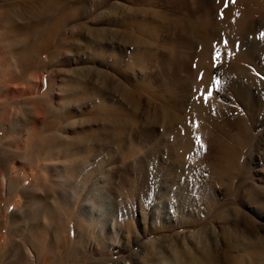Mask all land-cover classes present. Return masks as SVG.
<instances>
[{"label": "rangeland", "instance_id": "374dc122", "mask_svg": "<svg viewBox=\"0 0 264 264\" xmlns=\"http://www.w3.org/2000/svg\"><path fill=\"white\" fill-rule=\"evenodd\" d=\"M190 1L106 0L94 14L82 12L69 22L62 42L52 48L56 60L47 61L43 69L44 91L50 87L46 110L51 104L60 107L56 113L59 118H46L33 135L30 129L26 130L30 125L21 124L22 128L21 121L15 115L9 116L0 100V140L7 143V150L25 156L13 159L24 168L22 173L14 169L12 173V193H19H0V225L30 203L42 199L50 203L53 197L64 195L70 198L59 206L58 227L74 239L49 242L57 264H205L207 254L215 255L218 264H231L228 255L234 253L246 255L244 261L264 264V48L259 49L264 47V27L230 37L216 28L214 32H218L212 37L207 92L198 101L209 108L213 119L220 112L226 113L230 119L247 122L249 132L238 166L230 176L216 179L212 174L218 157L213 141L196 136L194 145L198 146L199 159L190 161L188 153L183 157L181 150H176L180 144L175 143L174 133L152 119L154 101L160 103L163 98L159 96L167 97L179 85V79L186 80L203 44H193L192 61L180 57L179 63L177 52L170 49L180 40L176 33L168 36L160 32L157 47L149 48L154 34L150 32L158 22L151 13L161 10L174 17L176 9H181V14L192 16L199 23V12L222 2ZM228 1L235 0H226L222 9L213 8L210 17L222 19ZM3 3L5 0H0V6ZM136 8L140 10L139 20L146 22L143 38L148 48L136 47L120 34L123 26L132 22L128 31L136 32L132 15ZM101 30L103 38H98ZM167 43L172 45L166 46ZM259 53L261 59L256 55ZM12 55L7 50L6 58L0 56L4 59L0 60L3 98L8 83L14 86L26 81L15 78L12 82L14 77L10 78L8 72ZM124 87L133 91L130 100L124 97ZM187 97L179 108L183 122H189L195 101L193 96ZM15 100L18 99L9 97L4 101L17 112ZM181 121L175 128L181 126ZM40 128L49 135L44 142L47 149L59 152L54 154L56 158L41 156L37 160L36 151L32 152L35 155L30 153ZM232 129L234 134L237 126ZM75 143H82L81 151ZM8 168L10 162L5 170ZM22 177L24 182L19 184ZM47 194L49 197L44 198ZM7 204L8 212L4 209ZM69 219L74 231L68 228ZM226 231L235 245L226 243Z\"/></svg>", "mask_w": 264, "mask_h": 264}, {"label": "bare ground", "instance_id": "6f19581e", "mask_svg": "<svg viewBox=\"0 0 264 264\" xmlns=\"http://www.w3.org/2000/svg\"><path fill=\"white\" fill-rule=\"evenodd\" d=\"M220 1L222 2H220V5L218 4L215 6L216 9H222L220 6L223 7L224 3L226 2V0ZM228 2L229 3L227 7L225 8L224 6L225 9L223 10L224 14L222 19L217 17L214 18L215 16L210 17L212 9L214 8L212 5L211 7H208V9L205 8V11L199 12L201 13L199 23L196 22V20H193L192 16L189 17L187 14H181V9L179 11L176 9V16L174 17H170L168 13H163L161 10H155L151 13V16L155 17L158 22L153 25V32H150L154 34H152L153 40H151L149 48L157 47L160 32L166 33L168 36L176 33L180 40H178L174 46H171L170 49L177 52V56L175 58L176 62L179 63V60L181 59L180 57H187L192 61L193 57L191 58V55L192 50H194L193 44L199 41L203 44L202 51H200L194 59L195 64L192 66L193 68L190 71L191 73H189V71L187 72V74L190 75L186 77V80L185 78L183 81L179 79L180 81L177 82L179 85H174L175 87H171L172 89L169 88V90H171L169 91L170 94H167V97L159 96L160 98H163V100L161 99L162 101H159L160 103H158L157 99V102L154 101L155 104L153 103L154 105L152 104L151 107L152 110L150 109L152 119L155 123H161L162 127L166 131L168 130L174 133V140L176 141L175 143L180 144L179 148L176 150L178 151L180 149V155L183 157L187 156L186 153H188L190 161H196L199 159L198 146L194 145V139L196 136L201 139L213 141L218 153V157L216 158L217 161L212 172L216 179H221L224 176H230L236 165L238 166V156L249 137V132L247 122L243 120L235 121V119H230L227 117L228 115L223 112H220L219 115H217L220 109H217L216 111V115L218 116H215L216 120L213 119L212 114L209 112V108H207L203 102L201 103V101H198L200 99L199 96L203 97V94L205 95L207 92L206 83L208 79V56L211 50V44L213 43L212 37L218 32V29L216 33L214 32L216 28H219V31L228 33L230 37L232 34L241 36L246 33L249 34L251 32H256L258 29L264 27V0H235L233 3L230 1ZM105 3L106 0H5V3L0 6V56L6 58L7 50H10L13 54L12 66L10 67L11 70L8 71L10 72L9 75L12 76L10 78L14 77L12 82L15 81V78H18V80H16L18 82L20 81L19 79L23 80L26 78L25 83L22 82L23 85L14 84L13 86L8 83L7 94L4 98L0 96V100H2L5 104V112L8 113L9 116L12 115V117L15 115L17 118L16 120L21 121V123L19 122L20 126L21 124L26 127L30 125V128H27L26 130L28 131V129H30L29 133L31 135H33L37 125L39 123H43L46 118L53 119V121H57L59 118L57 117L59 115L56 113L60 107H54L51 104L46 110L45 106V99L49 98L48 94L50 93V87L47 89V91H44L46 79L43 69H46L48 64L47 61L50 63L56 60L55 52L52 51L53 46L58 41L62 42V38L65 33L64 30L66 29V26L69 22L76 20V18H78L82 12L90 15L94 14V12L100 10ZM135 10L136 11H134L132 15H134L136 20L134 22L136 32L133 33L132 31H128V28H130L129 24H133L132 22L129 23L128 26L124 25L122 30H120V34H122V36L125 37L127 41H132L136 47L147 46L148 43L145 45L143 38V34L147 32L145 29L146 22L145 19L139 20L138 17L141 15L139 8H136ZM102 16L103 15L100 17ZM97 35L98 38H103V30L99 31ZM183 40H186V42L183 43ZM167 42L169 41L167 40ZM229 42H231V40ZM169 44L172 45V43H167L165 45L169 46ZM261 47L264 48L263 46H260L259 49ZM251 49L253 52V48ZM193 53H195V51H193ZM260 53L256 55H258L257 57L261 59L260 56L262 54L260 55ZM46 58H48V60ZM237 67L239 68L241 66L238 65ZM258 80L262 79L260 78ZM123 89L124 97L126 99L130 100L133 98L131 94L133 91L130 92V90L125 87ZM193 89H195V92H193ZM222 94V96H224L226 99L228 98L225 93ZM188 95L193 96L195 101H193L194 103L190 109L191 115L189 122H183L181 121V113H179V108L180 104L189 98L187 97ZM9 97L11 99L12 97L18 99L14 101V103L18 104L17 112L15 107L12 109L9 103L4 101L7 98L9 99ZM134 101L136 103L138 102L136 98ZM47 104H50L49 100ZM180 121L182 122V124H180L181 126H179V128H175L174 125H177V122ZM219 123L223 124V126H220ZM234 126H237V130L234 134H232L231 131L233 130L232 128ZM125 127L126 126H124V129ZM215 131H217V135L214 134ZM47 136L49 135L43 132V129L40 128V132L38 133L36 139L33 140L34 144L31 146L32 150L29 151L30 153H32L34 150L36 151L38 155L37 160H40L41 158L39 157L41 156L45 159L56 158L54 154L58 155L59 153L55 151L54 148L47 149L44 144V142L47 140ZM75 138L78 140V137ZM76 143L75 148L82 147V143ZM6 144L7 143H5V141L0 140V186H2V192L0 191V193L4 195V192L8 190V193L16 196V194L19 193V190L12 193V184H14L12 173L14 170L18 173H22L24 168L20 166L18 167L17 162L13 161V159H18V157L25 158V156L8 149L9 151H12L9 152L6 148ZM173 146L175 147V145ZM68 148L70 147L68 146ZM81 150L82 148H80V151ZM68 152L70 151H67V153ZM30 155L28 154L27 156ZM81 156L83 159L86 157L84 154H81ZM9 162L10 168H8L6 171L5 167L6 164H9ZM24 178L25 177L21 178L19 184L24 182ZM21 190L22 194L26 195L24 189ZM48 197L49 195L47 194L44 198ZM69 199L70 198H67L65 195L62 197H53L51 199L52 201L50 200V203L52 202V204L48 203L46 199L38 200L35 203H30L31 205L28 207H21L18 210V213L11 214L10 218L4 224L0 225V236H2V240L0 241V264H57L56 260L54 259V254L51 252L52 250H50L49 242L64 243L67 238L72 240L74 239L72 236L67 237V233L62 231L64 229L58 227L61 219L59 206L62 202L70 201ZM8 206L9 204L5 205L4 207L6 212H8ZM68 223L69 230L74 231L72 219H69ZM234 241L231 234H228L226 231V243L228 246H232ZM226 249L230 250L228 247ZM231 255H228L231 258V264H254L251 259L244 261L246 255L241 253H234ZM204 260L205 264H218V260L213 254L205 255Z\"/></svg>", "mask_w": 264, "mask_h": 264}, {"label": "snow or ice", "instance_id": "6c2138e0", "mask_svg": "<svg viewBox=\"0 0 264 264\" xmlns=\"http://www.w3.org/2000/svg\"><path fill=\"white\" fill-rule=\"evenodd\" d=\"M213 59H216V57H213ZM208 95H211V92L208 93ZM205 100H207V96L205 97Z\"/></svg>", "mask_w": 264, "mask_h": 264}]
</instances>
